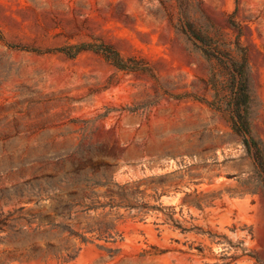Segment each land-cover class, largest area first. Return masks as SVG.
Wrapping results in <instances>:
<instances>
[{"label":"rangeland","instance_id":"rangeland-1","mask_svg":"<svg viewBox=\"0 0 264 264\" xmlns=\"http://www.w3.org/2000/svg\"><path fill=\"white\" fill-rule=\"evenodd\" d=\"M0 34V264H264V181L208 104L215 73L228 94L227 64L205 55L209 44L247 52L264 154V0H0ZM81 44L111 46L138 69L57 51ZM106 181L126 198L87 191ZM98 201L121 205L111 236L88 229L110 212L84 213ZM33 213L69 227L36 229ZM36 246L30 259L12 253Z\"/></svg>","mask_w":264,"mask_h":264},{"label":"trees","instance_id":"trees-1","mask_svg":"<svg viewBox=\"0 0 264 264\" xmlns=\"http://www.w3.org/2000/svg\"><path fill=\"white\" fill-rule=\"evenodd\" d=\"M191 34L195 38H200L197 37V35H195V32H192ZM0 37L3 38L1 34ZM208 46L209 47L205 49V55L208 58L216 59L217 61L225 65L227 64L226 65L227 79L226 82H224V84L228 88L227 91L228 94H226L224 98L218 96L219 93L218 86L221 84V76L215 73L212 77L211 82L213 84V88L217 92V96H215V100L213 102H208V104L218 111L225 112V114L228 117V122L230 123L232 129L243 137V143L247 151L249 153L253 152V159L255 161L257 171L259 172L260 176L263 178L264 181L263 150L260 146V143L251 136V121H250L251 96L248 88V72H249L248 54L245 50L243 51V49H241L238 56H235L230 51H226V50L215 51L212 45L209 44ZM11 48H15L18 50L39 52L37 50L29 49L28 47H22V46H11ZM87 50L101 52L107 60L111 61L117 68L121 70L132 71L138 69V67L132 64L134 60L123 59L121 55L117 51H115L111 46L109 47V46H101L95 44H81L73 48L57 49L58 52L64 53L69 57H76L82 51H87ZM98 187H108L110 189H116L117 191H121L122 195L126 198L127 188L125 186L119 185L118 183L112 184L111 181L94 183L92 187L87 188V191H90L95 197H98L100 196V194L95 190H91L92 188H98ZM105 194L112 196L111 194H107V193ZM52 199L56 200V202L58 203H64V204L67 203L71 205V203L64 201L60 198H52ZM84 206L85 209L83 211L85 214H89V212L93 209L95 210L102 209L103 211H105L108 207L110 208V212L104 214L103 221L100 223L98 227H95L94 225H90L88 229L91 231L98 230L101 233H107L108 235L111 236V231L113 230L111 223L113 222L115 223L118 217L113 219L110 216L112 214L113 209L118 208L121 205L116 204L113 201H110L108 203H101L100 201H98V205L85 204ZM124 206L128 207L130 205H124ZM60 214H63L64 216H68L69 218H71L72 216L71 211L63 210L60 211ZM32 216H33L32 219H26L27 222L33 223V220L39 219V224L36 229L44 228L45 232H48L56 228H60L64 232L69 227L66 226L65 224L57 223L56 218L52 217L51 214L41 215L39 213H33ZM172 220L174 224H176L174 219ZM3 224L4 222L0 220V233L3 232L2 229ZM22 232L23 230L19 229L15 233H22ZM80 238L82 239V242L84 243L88 242V239L86 237L80 236ZM45 248L56 249V246L54 243L49 241L46 243ZM42 251L43 250L41 246H36L30 249L29 251L15 250L12 253L17 255L19 258L30 259L35 254H38L39 252ZM118 251L119 249H109V252H111V256H115L118 253ZM70 258L73 259L74 257L70 255Z\"/></svg>","mask_w":264,"mask_h":264}]
</instances>
